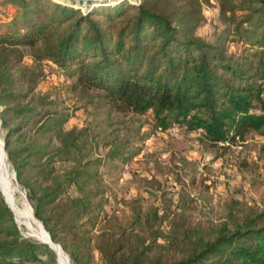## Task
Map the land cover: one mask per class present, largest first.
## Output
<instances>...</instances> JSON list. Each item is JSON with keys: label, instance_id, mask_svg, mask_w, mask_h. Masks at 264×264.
I'll use <instances>...</instances> for the list:
<instances>
[{"label": "trees", "instance_id": "16d2710c", "mask_svg": "<svg viewBox=\"0 0 264 264\" xmlns=\"http://www.w3.org/2000/svg\"><path fill=\"white\" fill-rule=\"evenodd\" d=\"M219 1L222 14H243L229 18L232 26L210 41L198 34L207 20L202 0L121 1L85 13L53 0H19L18 14L0 31V46L37 47L73 80V88L98 89L120 111H151L157 127L186 125L227 149L251 132L264 135V0ZM234 43L244 48L233 52ZM26 95L12 89L0 93L8 163L28 187L33 213L68 251L72 264H92L78 219L95 218L96 195L70 191L84 188V169L57 173L53 164L55 156L70 155L79 145L77 130H65L67 119L58 112L21 105ZM35 129L53 132L60 144L53 150L38 146L29 157L19 147L10 149ZM35 168L42 171L34 176L46 177L48 184L36 188L29 181ZM172 233L174 253L168 256H151L153 245L145 241L130 245L104 239L98 249L104 264H264V212L224 224L213 238ZM39 244L23 235L0 189V264H49L39 255Z\"/></svg>", "mask_w": 264, "mask_h": 264}, {"label": "rangeland", "instance_id": "374dc122", "mask_svg": "<svg viewBox=\"0 0 264 264\" xmlns=\"http://www.w3.org/2000/svg\"><path fill=\"white\" fill-rule=\"evenodd\" d=\"M53 1L67 4L64 0ZM121 1L139 4L142 0L113 4ZM202 2L207 20L198 34L206 40H215L223 28L232 26L229 18L239 19L243 14L240 10L222 14L219 0ZM109 4H84L80 9L85 13ZM67 5L75 7V3ZM19 10V0H0V31ZM242 47L234 43L231 50L240 52ZM72 82L62 68L41 57L37 47L0 46V93L3 89L26 93L21 105L58 112L57 116L67 119L65 130H77L79 145L70 155L55 156L53 164L57 173L75 166L84 169V188L73 187L70 191L75 195L84 191L96 195L92 198L98 205L91 212L95 218L78 219L86 232L92 264H104L98 249L104 239L130 245L145 241L153 245L151 256H168L174 253L170 246L174 230L188 232L194 239L213 238L224 224L232 226L264 212L263 134L251 132L237 145L215 147L201 131L181 124L164 130L156 126L151 111H120L105 100L102 91L73 88ZM3 108L0 106V112ZM4 133L0 122V188L14 211L15 221L24 236L40 242L39 255L49 264H72L68 251L52 242L36 220L29 205L28 187L14 174L10 161L12 169L9 166ZM53 134L27 130L10 149L19 147L18 151L28 157L38 146L53 150L60 144ZM113 151L118 154L113 156ZM41 171L35 168L29 172V181L36 188L49 183L44 176H34Z\"/></svg>", "mask_w": 264, "mask_h": 264}, {"label": "water", "instance_id": "95a60500", "mask_svg": "<svg viewBox=\"0 0 264 264\" xmlns=\"http://www.w3.org/2000/svg\"><path fill=\"white\" fill-rule=\"evenodd\" d=\"M64 1H66V3L67 4H71V3H75V7H77V8H80V6H82V5H84V4H91V5H99V4H109L110 2H113V1H120V0H64ZM4 146H5V143H4ZM1 189V188H0ZM2 191V190H1ZM4 195V194H3ZM4 198H5V196H4ZM5 200H6V198H5ZM6 202H7V200H6ZM8 203V202H7ZM9 205V204H8ZM30 206H31V208H32V205L30 204ZM10 207V206H9ZM11 208V207H10ZM13 211V210H12ZM14 212V211H13ZM34 216H35V214H34ZM36 217V216H35ZM37 218V217H36ZM37 220H39L38 218H37ZM41 223H42V225L44 226V228L46 229V227H45V225H44V223L41 221V220H39ZM46 231H47V233H48V235H49V238L51 239V240H53L52 239V237H51V234H50V232L46 229ZM53 242L56 244V245H58L59 247H61L62 248V246L59 244V243H57V242H55L54 240H53Z\"/></svg>", "mask_w": 264, "mask_h": 264}, {"label": "bare ground", "instance_id": "6f19581e", "mask_svg": "<svg viewBox=\"0 0 264 264\" xmlns=\"http://www.w3.org/2000/svg\"><path fill=\"white\" fill-rule=\"evenodd\" d=\"M110 3H115V1H113V2H110ZM85 5H87V4H85ZM3 144H4V142H3ZM4 148H5V146H4ZM6 151V150H5ZM7 153V152H6ZM0 154H2V146H1V141H0ZM2 190V189H1ZM3 193V192H2ZM29 205H30V203H29ZM31 207V206H30ZM15 215V214H14ZM36 218V217H35ZM16 219V218H15ZM36 220H37V218H36ZM39 221V220H38ZM40 222V221H39ZM41 223V222H40ZM42 224V223H41ZM44 227V226H43ZM46 230V229H45ZM47 232V231H46ZM53 242V241H52Z\"/></svg>", "mask_w": 264, "mask_h": 264}]
</instances>
